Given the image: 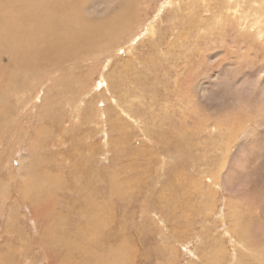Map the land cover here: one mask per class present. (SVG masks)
Returning <instances> with one entry per match:
<instances>
[{"label": "rangeland", "instance_id": "1", "mask_svg": "<svg viewBox=\"0 0 264 264\" xmlns=\"http://www.w3.org/2000/svg\"><path fill=\"white\" fill-rule=\"evenodd\" d=\"M34 1L23 27L37 23L41 37L66 32L58 41L67 50L78 39L98 49L67 66L60 53V67L35 65L25 95L0 74V264H264V248L255 255L223 234L233 228L230 212L243 213L247 233L261 222L253 201L233 194L252 184L264 193V128L238 141L241 129L264 127V0H84L88 30L76 33L68 11L52 4L73 0H49L51 13L41 11L49 1ZM33 7L34 21L25 20ZM122 18L136 21L107 41ZM105 31L108 45L99 41ZM229 80L231 110L219 112ZM232 123L240 128L228 144ZM227 160L231 176L215 182ZM255 229L262 241L263 226Z\"/></svg>", "mask_w": 264, "mask_h": 264}, {"label": "bare ground", "instance_id": "2", "mask_svg": "<svg viewBox=\"0 0 264 264\" xmlns=\"http://www.w3.org/2000/svg\"><path fill=\"white\" fill-rule=\"evenodd\" d=\"M42 1V0H41ZM45 1V0H44ZM44 1H42L43 3H44ZM47 1H49V0H47ZM74 1V3L72 2V5L71 6H69L70 5V2H68L67 3V6H66V8L63 6V5H61V4H58V3H54V2H52V4L56 7V8H58V9H62V10H65V11H68V13L67 12H65V13H67L66 15H67V21H69V22H67V23H69V25L70 26H75V25H77L78 26V29H75V33H76V30L79 32V31H81V32H85L86 31V29L88 30V23H87V14H86V12L84 13V17H82V15H81V12L80 11H83V9H84V11H85V5L86 4H84V0H73ZM89 1V0H88ZM90 1H92V0H90ZM121 1V0H120ZM22 2H23V0H22ZM22 2H20L19 0H0V3H1V5H2V8H4L5 9V11H6V17H7V19H8V24H6L5 26H3V27H1L0 28V74H2V73H4L5 71H7V73L9 74H4L5 76L7 75V77L8 76H10V79H11V83L10 84H12V86H10V84H8V85H6V88H11V90L13 91V92H17V90H18V93H21V95H23L24 93H26V91H29L30 89H32V84H30L29 82H28V80H30V79H36V80H38V78H36V76H37V72H39V71H35V69H34V66L35 65H37V66H35V68H37V69H43L44 67H45V69H46V67H48V66H50V67H60L58 64L60 63H57V61H59V60H57V58H56V55H55V53H60V55L62 56V62L61 63H63V65H65V66H67L68 64H74L75 63V61H84V59H87V57H89L90 55H91V52H92V54H94L95 53V51L98 49V48H96V46H94L95 47V49H89L88 48V45H81V40L80 39H78V40H75V41H73L74 43H77V44H79V45H73V50L74 51H72L71 49H69V50H67V48L65 47V44L63 43V42H61L60 40L58 41V39H61V38H64L65 36L67 37V36H69V35H67V33L66 32H59V29H54V28H50V30L53 32V36L52 37H49L50 36V32L49 33H47L48 31V29L46 30L47 32V34L44 36V37H41V36H39V35H37V32H38V30L40 29V27H38L35 23H34V28L33 29H27V28H25L26 26H24L23 27V23L24 22H22V20H21V18H22V15H23V12H24V10L25 9H28V8H30V7H32L33 6V4L35 3V1L34 0H25L24 1V3H22ZM39 2V1H38ZM139 2V1H138ZM61 3V2H60ZM127 3H131V1L130 2H127ZM36 5H37V3H35ZM18 5V6H17ZM124 5H125V2L123 1L121 4H120V6H119V9H120V7H121V12L122 11H124L125 9H124ZM128 5V4H127ZM126 5V6H127ZM131 5H133V3L131 4ZM17 6V7H16ZM39 6V5H38ZM112 6V5H111ZM74 7H76L77 9L75 10L74 9ZM133 7V6H132ZM16 8H18L17 10H19L20 11V13H18L17 11H16ZM34 8V7H33ZM32 8V9H33ZM113 8V7H112ZM31 9V8H30ZM40 9V8H39ZM135 9V8H134ZM170 9V8H169ZM34 10V11H33ZM33 10H31V12H29V13H27V14H25V15H28V18L27 19H25V20H28V21H34V18L36 17V15H37V13H38V11H37V9L36 8H34ZM136 10H139V9H137L136 8ZM135 10V11H136ZM33 11V12H32ZM41 11H43V12H50L51 11V3H50V1L49 2H47L46 4H45V7L43 6V8H41ZM54 11V10H53ZM56 11V10H55ZM126 11H128V10H126ZM27 12V11H26ZM42 12V13H43ZM74 12L76 13V14H74ZM78 12V13H77ZM105 12V11H104ZM125 12V11H124ZM129 12V11H128ZM128 12L126 13V14H128ZM134 12V11H133ZM133 12H130V16H133L132 15V13ZM51 13V12H50ZM54 13V12H53ZM110 14V13H109ZM125 14V15H126ZM50 15V14H49ZM60 15H61V13H60ZM100 15V14H99ZM105 15H107V14H105ZM113 15V14H112ZM129 16V15H128ZM21 17V18H20ZM23 17H24V15H23ZM57 17V16H56ZM62 17H64L63 15H62ZM91 17V16H90ZM107 17H108V15H107ZM120 17V16H119ZM125 17V16H124ZM10 18H16V19H18L19 18V23L16 25L15 23H13V22H11L9 19ZM25 18V17H24ZM92 18V17H91ZM98 18V17H97ZM127 18H130V17H127ZM127 18H125V19H123V20H121L120 21V23H119V25H118V32H116V30H115V32H113L112 30H110L109 29V31L107 32V33H109L110 32V35L108 36V39H107V41L108 40H110L112 37H113V39L115 40V41H117V40H119V39H121L120 37H121V35H118L117 36V34H119L120 33V31H123V30H125V29H129V27L130 26H132V24L136 21V17L134 18V20H127ZM59 19V18H58ZM61 19V18H60ZM86 19V20H85ZM93 19V18H92ZM111 19H113V20H115L116 19V17H111ZM117 19H119V18H117ZM120 20V19H119ZM93 21H95L94 19H93ZM111 21V20H110ZM123 21H124V23H123ZM15 22V21H14ZM37 22V21H36ZM39 22V21H38ZM44 22V21H43ZM46 22V21H45ZM48 22V21H47ZM49 22H50V20H49ZM59 22H61V21H59ZM63 22H65V20H63ZM91 22V21H90ZM32 24V23H31ZM49 23H47V25H48ZM51 24V23H50ZM59 24H61V23H59ZM109 24V23H108ZM110 24H112V23H110ZM109 24V25H110ZM116 24V23H115ZM46 25V23H45V25L44 26H47ZM62 25V24H61ZM63 25H67V24H63ZM103 24H99V27H103L102 26ZM90 26V25H89ZM113 26V25H112ZM111 26V27H112ZM117 26V25H116ZM28 27V26H27ZM61 28H63V27H61ZM60 28V29H61ZM70 27H68V29H69ZM74 28V27H73ZM72 28V29H73ZM258 28V27H257ZM11 29H17V30H19V29H24V30H21V31H23L22 32V37H24V38H22V37H16L17 36V33L16 34H14L13 32H12V30ZM54 29V30H53ZM67 29V28H66ZM90 29V28H89ZM98 29V28H97ZM112 29V28H111ZM114 29H116V28H113V30ZM149 29H152V25L150 26V28ZM259 29V28H258ZM261 29H263V28H261ZM16 30V31H17ZM102 30V29H101ZM63 31H65V30H63ZM94 31V30H93ZM103 31V30H102ZM106 31H107V28H106ZM106 31H105V33L103 34V36H102V38L99 40V41H102V44H106V45H108L107 44V41L106 42H104V38H105V36H106ZM152 31V30H151ZM52 32H51V35H52ZM56 32H58V37H57V35H56ZM96 33H97V31H95ZM127 32V31H126ZM44 33V32H43ZM88 33V32H87ZM103 33V32H102ZM39 34V33H38ZM69 34H71V33H69ZM84 34V33H83ZM264 33L262 32L261 34L259 33V38H261L262 36H264L263 35ZM20 35V34H19ZM41 35V34H40ZM43 35V34H42ZM77 35V34H76ZM84 35H86V33L84 34ZM21 36V35H20ZM73 36H75V35H73ZM125 36H126V34H125ZM51 38V39H49V38ZM57 37V38H56ZM72 38V37H71ZM79 38V37H78ZM53 39H57V41L55 42V43H53ZM76 39V38H75ZM85 39V38H84ZM98 39V38H97ZM128 39V38H127ZM70 41V40H69ZM86 41H88V39H86ZM98 41V42H99ZM128 41V40H127ZM36 42H38V43H41V44H39V45H41V47L40 46H37L36 45ZM70 42H72V41H70ZM97 42V43H98ZM93 43V42H92ZM115 43V42H114ZM104 46V47H107V46ZM49 46V47H48ZM80 46V47H79ZM71 47V46H70ZM258 48V47H257ZM70 50H71V52H70ZM100 50V49H99ZM117 50V49H116ZM91 51V52H90ZM101 51V50H100ZM100 51H98V52H100ZM73 52L75 53V52H79V53H75V55H72L73 54ZM239 52V51H238ZM85 53H87V56H85ZM244 53V52H243ZM3 58H4V60H5V58L7 59V61L8 62H6V61H3ZM16 59V60H15ZM38 59V60H37ZM213 61V60H212ZM225 62V61H224ZM76 63H78V62H76ZM84 63V62H83ZM82 63V64H83ZM12 65L14 66V65H16V66H18V69L16 68V70H13V67H12ZM24 66V67H23ZM223 66V65H222ZM261 66V65H260ZM253 67V66H252ZM15 68V67H14ZM49 68H47V70H48ZM51 69V68H50ZM233 69V80H235V82H236V84L240 81L237 77H240L236 72V70H234V68H232ZM259 69V68H258ZM62 70V69H61ZM198 71V70H197ZM256 71V70H255ZM260 71V70H259ZM48 72H50V71H48ZM19 73H20V75H19ZM23 73V74H22ZM213 74V73H212ZM241 74H242V72H241ZM43 75V74H42ZM209 75V74H208ZM216 75H217V73H215V74H213L212 75V77L213 78H215L216 77ZM260 75V78L262 77V74L260 73L259 74ZM20 76V77H19ZM23 76V77H22ZM45 76H47L46 74H45ZM48 77V76H47ZM243 77H245V76H243ZM242 77V78H243ZM224 78V77H223ZM4 79H5V77H4ZM54 79V78H53ZM222 79V78H221ZM46 80V79H45ZM102 80L103 79H101V82H102ZM242 81H243V83H245L246 82V77L245 78H243L242 79ZM6 82V81H5ZM45 83V82H44ZM4 84V83H3ZM2 84V85H3ZM196 84V83H195ZM1 85V84H0ZM1 85V86H2ZM99 85V84H98ZM1 86H0V88H1ZM4 86V85H3ZM95 86V85H94ZM195 86V85H194ZM197 86V85H196ZM195 86V87H196ZM204 85H202V87H200L199 88V97H197V101H198V104L200 105V107H202V109H203V106L205 105V104H207V103H209V102H203V100H201L202 99V96L203 95H205V92H204V90L206 89V87L204 88L203 87ZM232 86V84L230 83V80L225 84V87H224V91H223V96H225V94H227V96L229 95V93H230V87ZM238 86H239V84H238ZM38 87H39V85H38ZM34 88V87H33ZM197 88V87H196ZM1 89H3V87L1 88ZM198 89V88H197ZM9 90V89H8ZM1 91V90H0ZM4 91V90H3ZM2 92V91H1ZM1 92H0V94H1ZM5 92V91H4ZM10 91H8V93H9ZM200 92H201V95H200ZM198 93V92H197ZM207 93V92H206ZM5 94V93H4ZM6 95V94H5ZM25 95V94H24ZM197 95V94H196ZM195 95V96H196ZM197 95V96H198ZM206 96V95H205ZM24 97V96H23ZM208 97V96H207ZM19 98V97H18ZM17 98V99H18ZM206 99V98H205ZM23 100V99H22ZM210 100H212L211 98H210ZM35 101V100H34ZM230 101V100H229ZM4 102H5V96H2V95H0V103H3L4 104ZM212 102V101H211ZM227 102H228V99L226 98V96L224 97V100H221L217 105L219 106V112H227L228 110L230 111L231 109H229V106H230V104H231V102L229 103V105H227ZM6 104H7V102H6ZM234 104H235V102H234ZM239 104V103H238ZM9 105H11V104H9ZM18 105V104H17ZM77 105H81V101H79V103L77 104ZM211 105V104H210ZM232 106V105H231ZM79 107V106H78ZM233 107H234V110L235 109H237L239 106L238 105H233ZM1 108V107H0ZM6 108V107H5ZM231 108V107H230ZM4 110V109H3ZM10 110H12V109H10ZM242 110V109H241ZM247 110V109H246ZM8 112H9V110H7ZM198 111V110H197ZM244 111V110H243ZM4 112H5V110H4ZM199 112H201V111H199ZM234 112V111H233ZM245 112V111H244ZM250 112V111H249ZM9 113H11V112H9ZM254 113V112H253ZM231 114V113H230ZM246 114H247V111H246ZM250 114V113H249ZM12 115V114H11ZM10 115V116H11ZM104 115V114H103ZM251 115V114H250ZM253 115V114H252ZM254 115H256L255 113H254ZM229 116V115H228ZM227 116V117H228ZM257 116L258 115H256V120H257ZM260 117V116H259ZM4 118H7V116L6 117H4ZM254 118V117H253ZM252 118V119H253ZM8 119H10V118H8ZM12 119V118H11ZM233 119H234V117H233ZM259 119V118H258ZM239 120L240 119H236L235 118V120H234V123L235 122H237V123H239ZM262 120V119H261ZM260 120V121H261ZM222 120H220V122H221ZM241 121V120H240ZM5 122V121H4ZM9 122V121H8ZM224 122V121H223ZM20 123V122H19ZM222 123V122H221ZM216 124V123H215ZM224 124V123H223ZM18 125V124H17ZM227 125V124H226ZM225 125V126H226ZM218 126V125H217ZM219 126L221 127L222 125L219 123ZM19 126H16L15 128L17 129ZM226 127H228V126H226ZM264 128V127H262V123H261V125H257V124H255V125H253V126H250V127H246V129H244L243 131H242V129H241V132H242V134H241V138L242 139H240L239 138V142H240V145H242L241 143H245V142H247L248 140H250L249 138H251V136L253 137V135L252 134H250L251 133V131L252 132H254L253 130H255V131H258L259 132V130L261 129V128ZM3 127H1V129H2ZM239 125L238 124H231V126H229V129H228V132L226 131V137H227V140H228V144H233V141H236V136H238L237 135V133L239 132ZM18 130H20V129H18ZM3 131H4V129H3ZM262 132V131H261ZM260 133V132H259ZM259 133H257V134H259ZM256 134V135H257ZM260 135V134H259ZM256 137V136H255ZM250 142V141H249ZM243 145H247V146H251L252 144H249V143H247V144H243ZM251 148H253V147H251ZM230 150V149H229ZM243 150V149H242ZM237 151V150H236ZM240 151V150H239ZM247 151H248V149H247ZM228 158V157H227ZM234 159H235V157H234ZM234 159H231V160H234ZM237 159H239V157L237 158ZM235 167V166H234ZM238 167H240V165H238ZM238 167H236V168H238ZM231 168H232V164H229L228 163V160L226 161V163H224L220 168H219V171H217V173L215 174V179H214V181L215 182H217L218 180L220 181L221 179L223 180V181H225L226 179L225 178H227V176L228 175H230L231 174ZM243 168V167H242ZM233 170H234V168H232ZM237 170V169H236ZM229 172V173H228ZM233 172V171H232ZM231 176V175H230ZM231 178V177H230ZM229 178V179H230ZM215 182H214V186L215 185H217V184H215ZM221 182V181H220ZM223 183V182H222ZM222 183L219 185V186H221L222 185ZM220 188H222V187H220ZM225 188V187H224ZM223 188V189H224ZM226 189V188H225ZM229 189V188H228ZM260 189V188H259ZM259 189L257 190L256 189V187L252 184V186L248 189L247 188V192L248 193H246V191L244 190V188H239V189H237V190H235L234 191V196H236L237 195V197H240V196H244L245 194H246V198L247 199H250L251 201H253L252 203H254V205H255V208L254 209H256L257 210V215L261 218V222H260V224L259 225H255L256 227L255 228H257L258 226H263V229H264V193H261V192H259ZM229 193H230V191H229ZM249 194V195H248ZM243 198V197H242ZM239 200V199H238ZM240 201V200H239ZM252 203L250 204V208H251V205H252ZM226 207V206H225ZM247 211H249V208H247ZM247 211H245V213L247 212ZM248 213V212H247ZM254 213H255V210L253 211V213H248L251 217V219H252V223H253V215H254ZM256 214V213H255ZM242 215H243V213L242 212H239V211H236V212H230V215H227V216H230L232 219H233V228H226L225 230H224V235L227 233L229 236H232L236 241L238 240L240 243H241V246L243 245L244 247H247L246 249L249 251H254L253 253H255V255H257V254H259L260 255V252L259 251H261L263 248H264V246H261V244L262 243H264V239L262 240V241H259L258 239V241L257 242H262L261 244L260 243H257L256 241H254L253 240V238L254 237H258V236H261L262 234H259L260 232L259 231H255L256 229L254 228V230H252V231H249L248 233L247 232H245V231H243V230H247L246 228L247 227H245V224L243 223V221H241L240 219H241V217H242ZM227 216H223V214H222V216H221V221H224V220H226L227 219ZM256 216V215H255ZM238 218H240V219H238ZM259 218V219H260ZM231 219V220H232ZM238 219V220H237ZM242 219H243V217H242ZM263 220V221H262ZM255 222V221H254ZM247 223H250V222H248L247 221ZM253 224H255V223H253ZM249 225V224H248ZM247 226V225H246ZM250 226V225H249ZM249 228H251V227H249ZM251 230V229H250ZM248 231V230H247ZM226 234V235H227ZM225 235V236H226ZM263 236V235H262ZM237 246H239V245H237ZM240 247V246H239ZM259 252V253H258ZM261 252H263V250L261 251ZM257 253V254H256ZM263 255H264V253H263ZM259 258V257H258ZM122 261L123 262H126L125 261V259L124 258H122ZM262 261V260H261Z\"/></svg>", "mask_w": 264, "mask_h": 264}]
</instances>
